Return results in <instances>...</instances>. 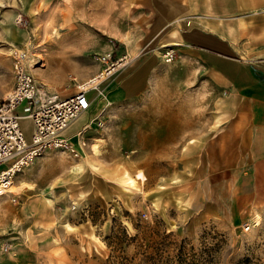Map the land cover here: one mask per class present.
I'll use <instances>...</instances> for the list:
<instances>
[{
	"label": "rangeland",
	"instance_id": "obj_1",
	"mask_svg": "<svg viewBox=\"0 0 264 264\" xmlns=\"http://www.w3.org/2000/svg\"><path fill=\"white\" fill-rule=\"evenodd\" d=\"M137 8L135 0H0V100L14 84L13 50L26 52L37 83L67 94L102 71L96 56L114 52L133 62L148 53L136 51V22L144 16ZM9 25L16 37L22 32L25 39L10 40L4 29ZM70 37L75 45L83 44L81 39L84 47L69 61L71 67L63 68L55 59L60 57L58 43ZM163 50H157L162 64L138 100L110 101L100 88L106 80L98 86L100 95L88 93L95 133L81 158L46 152L14 180H24L26 187L0 198V241L11 245L9 253L14 237L36 231L49 236L47 243L59 241L73 264H264V206L232 224L190 222L161 198H149L181 170L182 147L195 132H207L210 114L209 99L187 90L189 73L175 65L177 52L167 64ZM15 114L23 116L22 107ZM21 128L25 135L30 132L28 123ZM94 138L99 154L93 153ZM124 173L141 174L144 180L126 191L120 185ZM244 225L249 231H243Z\"/></svg>",
	"mask_w": 264,
	"mask_h": 264
},
{
	"label": "crops",
	"instance_id": "obj_2",
	"mask_svg": "<svg viewBox=\"0 0 264 264\" xmlns=\"http://www.w3.org/2000/svg\"><path fill=\"white\" fill-rule=\"evenodd\" d=\"M135 4L144 14L136 22V51L148 53L101 84L107 99L123 103L144 96L162 64L157 50L172 48L178 54L175 65L189 73L187 90L204 94L210 106L207 132H195L182 147L181 170L149 198H161L190 222L247 220L264 206V0ZM93 107L62 133L81 156L95 133ZM13 239L12 253H0V264H73L59 241L47 243L43 233Z\"/></svg>",
	"mask_w": 264,
	"mask_h": 264
},
{
	"label": "built area",
	"instance_id": "obj_3",
	"mask_svg": "<svg viewBox=\"0 0 264 264\" xmlns=\"http://www.w3.org/2000/svg\"><path fill=\"white\" fill-rule=\"evenodd\" d=\"M161 57L169 64L175 60L176 54L173 49H165ZM11 58L14 84L0 100V167H4L0 170V198L13 195L6 192V186L46 152L59 151L73 158H81V153L62 133L74 119L90 109L88 93H101L99 85L80 88L71 94L56 88L49 90L31 75L28 55L24 50H13ZM95 60L103 67V82L132 62L127 56L115 57L114 52L98 55ZM18 107H22L23 116L15 114ZM25 117L30 119L32 126L29 139L21 128L20 119ZM84 145L81 143V147ZM249 229V225L243 226V231ZM10 247L6 243L0 250L7 254Z\"/></svg>",
	"mask_w": 264,
	"mask_h": 264
},
{
	"label": "bare ground",
	"instance_id": "obj_4",
	"mask_svg": "<svg viewBox=\"0 0 264 264\" xmlns=\"http://www.w3.org/2000/svg\"><path fill=\"white\" fill-rule=\"evenodd\" d=\"M11 25L7 26V27H4L5 31L7 32V34L9 35V39L10 40H20V39H23L25 36L21 33H19V35H17V37L15 36L14 34V28L10 27ZM179 26V25H178ZM25 39V38H24ZM80 42H82L83 44H76L75 45V42L76 40H73L72 37L66 39L64 42H59L58 45H59V50H60V53L58 54L60 57H57L55 59H59L61 62H62V67L63 68H69L71 67L70 64H69V61L71 59H74V58H77L78 57V53L81 52V50L83 49L84 47V42L79 39ZM25 41V40H24ZM79 42V41H78ZM74 45L75 47H78L79 48H74ZM64 55L65 58H61V56ZM31 62V61H30ZM31 66V65H30ZM32 67V66H31ZM60 67V66H59ZM33 69V67H32ZM104 80V74L99 72L97 73L96 75L92 76L91 78H89L88 80H86L85 82H83L82 84H80L78 87L79 88H86V87H89V86H93V85H100ZM85 113V112H84ZM83 114V113H82ZM80 116L82 115H79L76 119H74L70 125L67 127L68 130H71L72 129V125H73V122L75 120H77ZM82 121V120H81ZM20 122L21 124H24V123H28L29 126H30V132H31V121L28 117H25V118H21L20 119ZM30 132H27L26 135L29 136L30 135ZM28 138V137H27ZM94 141L95 143L92 145V149H93V153L94 154H99L100 153V146H99V142H98V139L94 138ZM193 141V140H192ZM98 142V143H97ZM191 142V141H190ZM85 160V159H84ZM94 161V160H93ZM86 164L93 168V169H96L95 165L93 162H90V161H86ZM106 175V173H105ZM114 175V174H113ZM112 176V175H111ZM110 176V177H111ZM116 177V176H115ZM111 179V178H110ZM144 180V177L141 175V174H137V176L135 177H131L128 173H124L123 174V178L121 179V183L120 185L124 188V189H127L126 191H132V190H135L137 189V180ZM27 183L24 181V180H19L17 184H15V182H11L9 183L7 186H6V192L7 193H14L15 191H17L18 189L22 190L26 187ZM259 219V218H258Z\"/></svg>",
	"mask_w": 264,
	"mask_h": 264
}]
</instances>
